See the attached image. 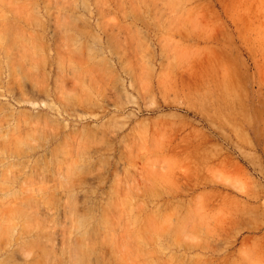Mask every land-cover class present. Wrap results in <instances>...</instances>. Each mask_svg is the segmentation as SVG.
Returning <instances> with one entry per match:
<instances>
[{"label":"rangeland","instance_id":"1","mask_svg":"<svg viewBox=\"0 0 264 264\" xmlns=\"http://www.w3.org/2000/svg\"><path fill=\"white\" fill-rule=\"evenodd\" d=\"M0 264H264V0H0Z\"/></svg>","mask_w":264,"mask_h":264}]
</instances>
